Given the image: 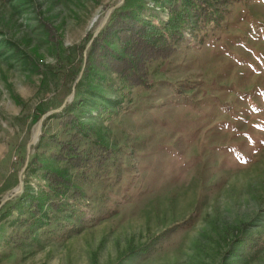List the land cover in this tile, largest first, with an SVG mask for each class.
I'll return each instance as SVG.
<instances>
[{
	"label": "rangeland",
	"instance_id": "1",
	"mask_svg": "<svg viewBox=\"0 0 264 264\" xmlns=\"http://www.w3.org/2000/svg\"><path fill=\"white\" fill-rule=\"evenodd\" d=\"M170 1L0 0V264H264V0L204 28L190 12L146 85L86 64L121 5L164 22ZM55 136L88 163L56 157ZM37 162L69 182L67 210Z\"/></svg>",
	"mask_w": 264,
	"mask_h": 264
},
{
	"label": "trees",
	"instance_id": "2",
	"mask_svg": "<svg viewBox=\"0 0 264 264\" xmlns=\"http://www.w3.org/2000/svg\"><path fill=\"white\" fill-rule=\"evenodd\" d=\"M228 1L212 0L211 3H207L205 0H171L166 7L168 19L164 22L151 19L150 17L153 15H149L150 17L144 15L141 12V5L132 6L125 3L114 11L107 26L101 29L91 42L86 64L90 67L91 63L100 59L99 63L108 65L122 82L146 85L145 78L148 63L166 59L175 52L176 41L189 22L190 12L192 16L198 19L201 28H204L214 20L217 9ZM112 38L117 41L120 51L111 48L109 43ZM83 45L79 47L81 48L79 50L80 54ZM85 70L84 74L87 72V69ZM72 106L75 105L71 103L68 109ZM68 109L58 116L63 124L75 120V115L69 113ZM54 138L59 145L57 153L54 154L56 157L66 160L74 167L84 166L88 163L86 161L87 157L78 151L77 147L70 141L59 140L56 136ZM97 156V162H102L106 158L105 149L101 148V152ZM35 165H38L36 168H42L41 175L47 181V186L43 187V191L50 195L47 198L50 205L58 211L67 210L61 205V200L69 182L60 171L44 168L39 162ZM75 193L78 194V191L75 190ZM24 198L28 202L25 211L27 216L21 220V223L26 225L25 230H28L32 224L38 221L41 216V209L36 199L32 197ZM76 198L73 197V200L75 201ZM74 201H72V205L76 204ZM72 209L74 207L70 211ZM241 240L255 242L246 236L242 237ZM263 242L264 239H259L255 243Z\"/></svg>",
	"mask_w": 264,
	"mask_h": 264
}]
</instances>
